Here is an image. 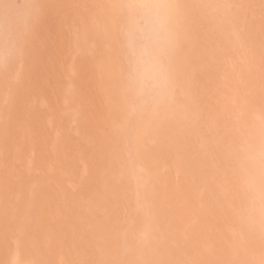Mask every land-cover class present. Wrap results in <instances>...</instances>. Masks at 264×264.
Returning a JSON list of instances; mask_svg holds the SVG:
<instances>
[{"label":"bare ground","instance_id":"6f19581e","mask_svg":"<svg viewBox=\"0 0 264 264\" xmlns=\"http://www.w3.org/2000/svg\"><path fill=\"white\" fill-rule=\"evenodd\" d=\"M262 148L264 0H0V264H264Z\"/></svg>","mask_w":264,"mask_h":264},{"label":"snow or ice","instance_id":"6c2138e0","mask_svg":"<svg viewBox=\"0 0 264 264\" xmlns=\"http://www.w3.org/2000/svg\"><path fill=\"white\" fill-rule=\"evenodd\" d=\"M158 7L150 3L127 5L125 30L128 36L127 54L134 65L142 63L145 56L151 55L152 46L159 49L160 56L153 57L149 66L158 84L156 95L162 102L167 96L172 72L171 66L165 65L162 59L167 55L171 34L166 28L167 16L161 15L157 11ZM129 82L133 86L138 83L134 74L130 75ZM260 157L264 159V148L261 149Z\"/></svg>","mask_w":264,"mask_h":264}]
</instances>
